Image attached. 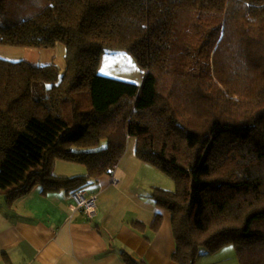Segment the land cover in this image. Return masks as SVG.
<instances>
[{
	"label": "trees",
	"instance_id": "trees-1",
	"mask_svg": "<svg viewBox=\"0 0 264 264\" xmlns=\"http://www.w3.org/2000/svg\"><path fill=\"white\" fill-rule=\"evenodd\" d=\"M0 44L67 48L63 73L0 59V194L86 192L134 140L175 183L150 198L176 264L231 246L264 264V0H0ZM112 51L136 57L141 84L99 74Z\"/></svg>",
	"mask_w": 264,
	"mask_h": 264
},
{
	"label": "crops",
	"instance_id": "crops-1",
	"mask_svg": "<svg viewBox=\"0 0 264 264\" xmlns=\"http://www.w3.org/2000/svg\"><path fill=\"white\" fill-rule=\"evenodd\" d=\"M144 171L149 167L138 160L131 140L113 174L85 192L97 197L94 220L73 214L74 196L63 191L44 194L36 187L11 200L0 209V264H125L123 252L142 264H176L172 216L150 198L153 188L172 187L148 186L140 180ZM158 217L162 221L154 230ZM230 248L220 251L230 253L202 251L197 264H239Z\"/></svg>",
	"mask_w": 264,
	"mask_h": 264
},
{
	"label": "rangeland",
	"instance_id": "rangeland-1",
	"mask_svg": "<svg viewBox=\"0 0 264 264\" xmlns=\"http://www.w3.org/2000/svg\"><path fill=\"white\" fill-rule=\"evenodd\" d=\"M66 56L67 48L63 44H57L55 47L50 48H32L0 44L1 60L14 63L25 61L34 66L55 64L60 69L61 73L66 70ZM98 72L102 76L132 82L135 84H141L143 79V70L136 57L123 51H112L104 54L98 68ZM147 167H149V171L142 172L140 180L145 178L146 181L144 182L148 183V186L158 185L167 188L172 187V190H165H175V183L170 177L166 176L149 164H147ZM152 169L155 170L158 175H152ZM85 173L86 169L82 164L66 161H56L54 168V174L57 176L72 177ZM150 192H152V190ZM11 195L0 194V209H5L8 207L11 200L17 199V197H12ZM230 249H233V247L231 246ZM219 253H230V251ZM204 259L205 258L203 257L200 261L204 262Z\"/></svg>",
	"mask_w": 264,
	"mask_h": 264
},
{
	"label": "built area",
	"instance_id": "built-area-1",
	"mask_svg": "<svg viewBox=\"0 0 264 264\" xmlns=\"http://www.w3.org/2000/svg\"><path fill=\"white\" fill-rule=\"evenodd\" d=\"M76 201L75 206H71L73 214L82 213L87 216L89 220H94L97 215V197L87 196L85 192L74 195Z\"/></svg>",
	"mask_w": 264,
	"mask_h": 264
}]
</instances>
